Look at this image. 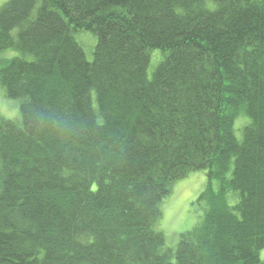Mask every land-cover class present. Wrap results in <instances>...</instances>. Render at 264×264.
Masks as SVG:
<instances>
[{
  "label": "trees",
  "instance_id": "trees-1",
  "mask_svg": "<svg viewBox=\"0 0 264 264\" xmlns=\"http://www.w3.org/2000/svg\"><path fill=\"white\" fill-rule=\"evenodd\" d=\"M8 51L0 264H264V0H8ZM198 171L168 248L162 202Z\"/></svg>",
  "mask_w": 264,
  "mask_h": 264
},
{
  "label": "rangeland",
  "instance_id": "rangeland-1",
  "mask_svg": "<svg viewBox=\"0 0 264 264\" xmlns=\"http://www.w3.org/2000/svg\"><path fill=\"white\" fill-rule=\"evenodd\" d=\"M7 1L0 0V6ZM209 7L211 9L213 8L212 5H209ZM76 40L83 47L87 59L92 61L98 43L97 37L92 33L80 32L76 35ZM157 54H160V51L153 52L152 61L148 69L149 77H152V74L158 66L157 61L159 55ZM18 56L19 54L15 51L0 53L1 60H10ZM13 104L17 105V109ZM12 109H15V112ZM0 113L9 118L20 117L18 103L5 99L1 91ZM235 132L237 138L241 139L242 126L239 120L236 122ZM207 182L206 171L192 173L187 178L175 183L172 187L171 194L163 200L161 205L162 218L159 222L158 229L165 234L168 248L175 249L179 243L180 234L192 230L201 220L203 210L196 202L206 188ZM215 187H218L217 183H215ZM261 261L264 263V250L261 252Z\"/></svg>",
  "mask_w": 264,
  "mask_h": 264
}]
</instances>
